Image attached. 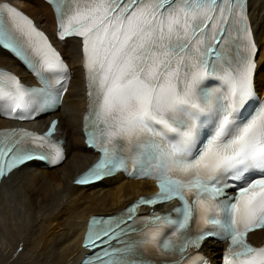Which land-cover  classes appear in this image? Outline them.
Listing matches in <instances>:
<instances>
[{"label": "snow or ice", "instance_id": "snow-or-ice-1", "mask_svg": "<svg viewBox=\"0 0 264 264\" xmlns=\"http://www.w3.org/2000/svg\"><path fill=\"white\" fill-rule=\"evenodd\" d=\"M58 37L81 39L90 97L87 143L98 161L77 180L124 171L159 182L115 216L94 217L83 264H151L148 248L178 253L171 264H209L199 249L229 241L223 264H264L248 233L264 229V82L246 0H48ZM0 45L37 75L68 65L31 19L0 0ZM48 79L26 86L0 70V101L27 119L60 105ZM25 129L0 131V179L33 161L58 164L62 146ZM179 200L171 214L142 206ZM195 220L193 233L191 225ZM173 231L164 236V229Z\"/></svg>", "mask_w": 264, "mask_h": 264}, {"label": "bare ground", "instance_id": "bare-ground-1", "mask_svg": "<svg viewBox=\"0 0 264 264\" xmlns=\"http://www.w3.org/2000/svg\"><path fill=\"white\" fill-rule=\"evenodd\" d=\"M11 1L71 66L72 78L62 105L30 123L45 126L50 117H57L56 132L65 139V159L52 167L30 162L0 181V264H75L85 252L81 241L90 213L111 211L139 193L154 191L156 186L152 179H129L121 172L88 185L73 183L74 176L96 155L84 146L80 131L86 108L85 82L77 64L80 43L73 37L56 38L53 12L44 0ZM248 10L258 49V78L264 82V0H248ZM0 65L28 76L22 65L1 48ZM4 125L12 123L0 117V126ZM249 238L263 240L264 229L250 232ZM222 247L209 238L200 250L216 259Z\"/></svg>", "mask_w": 264, "mask_h": 264}]
</instances>
